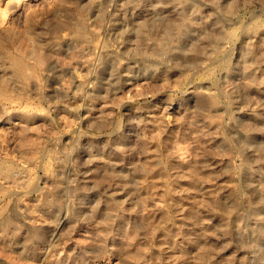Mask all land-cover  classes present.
Returning a JSON list of instances; mask_svg holds the SVG:
<instances>
[{"label": "rangeland", "instance_id": "1", "mask_svg": "<svg viewBox=\"0 0 264 264\" xmlns=\"http://www.w3.org/2000/svg\"><path fill=\"white\" fill-rule=\"evenodd\" d=\"M0 264H264V0H0Z\"/></svg>", "mask_w": 264, "mask_h": 264}, {"label": "bare ground", "instance_id": "2", "mask_svg": "<svg viewBox=\"0 0 264 264\" xmlns=\"http://www.w3.org/2000/svg\"><path fill=\"white\" fill-rule=\"evenodd\" d=\"M15 69L19 72H23V65L20 62H15ZM17 73V72H16Z\"/></svg>", "mask_w": 264, "mask_h": 264}]
</instances>
